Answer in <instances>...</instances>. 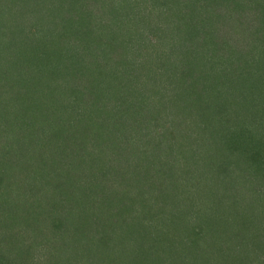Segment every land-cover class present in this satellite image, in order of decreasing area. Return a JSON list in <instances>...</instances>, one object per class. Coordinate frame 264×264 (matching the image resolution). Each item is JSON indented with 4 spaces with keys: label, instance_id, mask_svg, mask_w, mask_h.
<instances>
[{
    "label": "trees",
    "instance_id": "16d2710c",
    "mask_svg": "<svg viewBox=\"0 0 264 264\" xmlns=\"http://www.w3.org/2000/svg\"><path fill=\"white\" fill-rule=\"evenodd\" d=\"M200 1L0 0V264H202L226 233L264 264V194L217 167L264 174V0Z\"/></svg>",
    "mask_w": 264,
    "mask_h": 264
},
{
    "label": "rangeland",
    "instance_id": "374dc122",
    "mask_svg": "<svg viewBox=\"0 0 264 264\" xmlns=\"http://www.w3.org/2000/svg\"><path fill=\"white\" fill-rule=\"evenodd\" d=\"M171 2H172V7H174L172 10L173 11H179V10H182V6H181V4H180V1L181 0H170ZM258 1L259 0H255V2L257 3V5H258ZM168 3V2H167ZM174 3V4H173ZM198 8L201 10V5H202V7H203V3H201V1L200 0H198ZM263 7H264V4L262 5ZM244 7V6H243ZM252 7H255L256 8V5H252ZM262 7V8H263ZM244 9L245 10H249V8L248 7H244ZM259 9H261L260 7H259ZM202 11H205V10H202ZM252 11V10H251ZM256 15H259V13H261V14H263L262 13V10H258V9H256ZM190 13V12H189ZM196 13H197V15H199V11L197 12L196 11ZM25 15H27V10L26 9H24L23 11H19V12H17V13H14L13 14V16H12V21H13V25H16L17 23H20V21H21V19L25 16ZM264 16V15H263ZM258 16H255V19L257 18ZM263 22H264V17H263V20H262ZM256 22H254V20L253 21H251V22H249L248 24H246L245 26L247 27V29H248V31H257V32H259V33H262V34H264V31L263 32H261L263 29V24H258L257 23V26H256V30L255 29H253V27H254V24H255ZM10 30V29H9ZM216 30V29H215ZM217 31V30H216ZM237 35H239V34H237ZM230 44H231V42H230ZM232 49H234L235 47L231 44V46H230ZM236 49V48H235ZM239 51V50H238ZM240 53V52H239ZM185 97V96H184ZM186 98V97H185ZM193 107V106H192ZM194 112H197L196 110H194ZM148 129H150L149 127H148ZM163 132H164V129L162 130ZM232 140H233V137H232ZM189 143V142H188ZM230 143V142H229ZM249 143V142H248ZM249 145H253L256 149H259V150H261L262 151V156L264 157V143L263 144H260V141L259 140H256L255 142H251ZM189 146L192 148V146H191V142H190V144H189ZM246 146V145H245ZM194 148H195V146H194ZM196 151V153H198V149H196L195 150ZM206 153H209L208 151H206ZM241 155L240 156H238V158H239V160H237L236 158H235V155L236 154H227L226 155V157H225V159H223V158H221L219 161H218V168H224L225 166H227V164H229L230 166H229V169H231V170H233V169H235V173H236V175L238 176V177H240L239 179H242V181H245V180H247V183L249 184V186L251 187V188H253V191L252 190H250V191H248V188L246 187V189L244 190V188L241 186V188H240V190L242 191V192H244V201L245 200H247L246 201V203L248 204V205H250V206H252L253 205V197H254V195H256V196H258V195H261V197H263V194H264V174L263 173H261L260 171H258V173L257 172H255V169L253 168V166H251L250 165V163H249V161L246 159L247 158V154H242V153H240ZM210 155H213L214 156V152L213 153H211ZM246 157V158H245ZM230 160H232V162L233 161H236V162H233V164L231 163V161ZM232 164V165H231ZM199 166V165H198ZM197 166V167H198ZM206 166H209V165H206ZM195 166H193V168H194ZM201 167H203L204 168V170L206 169V167H205V165H202ZM237 167V168H236ZM211 170V169H210ZM224 170V169H223ZM222 170V171H223ZM183 173H185V171H183V170H181ZM197 173V177L200 179V178H209L208 176H205V175H203L202 174V171H200V169H199V167H198V170H196V172H195V174ZM217 174V173H216ZM226 174H229V176H230V173L228 172V173H226ZM120 178H118V180H119ZM215 179H218L219 181H220V179H219V177L218 176H216L215 177ZM253 182V183H252ZM251 183V184H250ZM255 184V185H254ZM237 189H239V188H237ZM159 191H163V190H159ZM168 193H173V192H171L170 190H169V188H168V191H167ZM84 196V195H83ZM82 196V202H89L90 201V199L89 198H87V199H85L84 197ZM161 196V195H160ZM159 196V200L160 201H162V200H164V198L163 197H160ZM168 197H167V199L169 198L170 200H171V198H170V196L169 195H167ZM193 199H194V205H193V208H196V207H198V204L199 203H201L202 202V200L200 199V198H198V195L196 194V196L195 195H192L191 196ZM231 197H232V195H231ZM180 199L182 200L183 199V197H180ZM236 199V198H235ZM183 201V200H182ZM255 201L258 203L259 201H260V197H257L256 199H255ZM164 202V201H163ZM167 203H169V202H167ZM256 203V204H257ZM259 204H263V203H259ZM85 205V204H84ZM243 205H246L245 203H243ZM250 206H249V209H250ZM166 208V211H167V207L168 206H165ZM237 207H238V205H237ZM254 207V206H253ZM186 207L185 206H182V205H180V206H177V207H168V209H169V211L170 210H172L173 212H172V216L173 215H176L177 217H178V220H175L174 222L176 223V225H177V227L175 228V231L178 233V234H182V237H184V236H186V235H189V234H191V232L193 231V229H194V226H197L198 227V225H200V229H204L205 227H207V229H208V234L211 236V237H213L214 236V234L216 233V228H217V226L218 225H215V224H213L212 222L208 225L207 224V226H206V224H203V223H198V224H196V225H194V223H195V221H194V219L193 220H187V216H188V218H192V215L189 213V214H186L187 212L186 211H184L183 209H185ZM173 209H175L176 211H174ZM241 209H243V208H241ZM181 210H183V211H181ZM201 211L200 212H202L204 215H205V212H203L204 210H202V209H200ZM252 211H254V208H252L251 209ZM220 211V210H219ZM219 211H217V212H219ZM246 212V211H245ZM248 212V211H247ZM240 213H243V212H240ZM217 214H221V213H217ZM207 216V215H206ZM204 217V216H203ZM221 219V220H220ZM218 220L219 221H221V222H223V219L222 218H219L218 217ZM161 224H163V219H160V220H158ZM172 224H173V222H171ZM245 224L247 225L248 224V222H245ZM221 227H224V226H221ZM226 230H224L223 228H220V232H225ZM263 233L264 232H262V235H263ZM175 234V235H174ZM172 235H174V236H178V235H176V233L172 230ZM226 235H227V233H226ZM226 235L225 236H220V244H221V246H222V251L221 250H217V246H208L207 245V243H205V245H203L204 246V252H203V254H202V257H201V259H202V264H235V261H233V259H231V258H233V255L236 257V258H234L235 260L236 259H238V258H248V261H253V264H258L259 262H257V260L256 259H261V258H259V254H257L258 256L257 257H254L253 256V254H252V256L250 255V257H247V252H246V243H247V241L245 240L244 241V243H240L239 241H240V239H238V237H234L233 235L231 236V237H226ZM173 236V237H174ZM255 236H258V235H255ZM206 239H208V238H206ZM205 239V240H206ZM202 241H204V239H202ZM248 249V248H247ZM211 255H213L215 258H219L220 257V259H218L217 261H215L214 260V257L213 256H211ZM200 257V256H199ZM231 257V258H230ZM209 258H211V259H209ZM246 261V259L245 260H243V259H240L239 261H238V263L237 264H244V262Z\"/></svg>",
    "mask_w": 264,
    "mask_h": 264
}]
</instances>
